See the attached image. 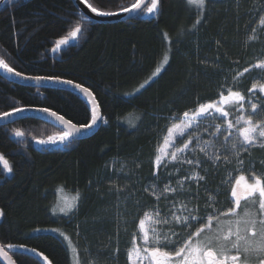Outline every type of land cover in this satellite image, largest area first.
<instances>
[{
  "label": "trees",
  "instance_id": "1",
  "mask_svg": "<svg viewBox=\"0 0 264 264\" xmlns=\"http://www.w3.org/2000/svg\"><path fill=\"white\" fill-rule=\"evenodd\" d=\"M137 1L85 0L102 14L121 12ZM158 4L148 19L143 15L151 1L137 17L113 24L86 20L72 0H9L2 8L0 61L28 77L87 88L102 115L93 136L56 148L40 143L63 133L51 124L24 119L0 127V160L7 165L4 170L0 164V244L45 258L43 263L15 250L16 264H73V258L77 264H122V217L129 212L136 221L148 207L160 210L174 201L196 215L226 212L228 178L264 179V138L251 125L235 124L240 115L264 130V96L251 91L264 78L243 69L250 60L264 59V0ZM77 29L76 43L53 56L56 42ZM233 81L245 96L243 106L220 101L227 114L217 108L199 120L193 129L198 138L191 144L198 145L197 155L188 160H195L190 167L200 163V168L185 176L186 185L175 181L189 168L177 166L180 174L177 169L157 171L155 154L165 130L200 104L217 103ZM21 108H47L76 126L91 121L86 103L74 93L25 87L0 77V115ZM16 132L24 139L14 138ZM246 132L256 136L245 141L247 150L239 143ZM195 171L197 179L189 181ZM61 194L76 197L67 215L54 214ZM121 195L128 198L123 209ZM208 219L191 226L190 240Z\"/></svg>",
  "mask_w": 264,
  "mask_h": 264
},
{
  "label": "rangeland",
  "instance_id": "2",
  "mask_svg": "<svg viewBox=\"0 0 264 264\" xmlns=\"http://www.w3.org/2000/svg\"><path fill=\"white\" fill-rule=\"evenodd\" d=\"M196 1V0H194ZM264 14H262L261 17V23L260 28H264ZM262 29H259V31ZM261 62H264V59H254L253 61H248V63L243 67L244 70H247L251 73H259L260 80L264 78V73L261 74V72H258L259 67H256V65L260 64ZM262 70V69H261ZM264 71V70H263ZM264 82V81H263ZM228 90L232 91H240L239 85L235 84V82H231L230 85H226L225 89L223 90V94H227ZM253 92H259L258 90H251ZM262 96H264V92H259ZM229 99H232L229 97ZM224 103L221 101V104ZM199 109V108H198ZM193 110L186 114H184L180 119L174 120L171 125L165 130L163 133L160 142L158 144V149L156 150L155 154V160L154 165L155 168L160 171L165 170H173L177 169V166L179 167H185L189 168L188 170L183 172L182 176H179L180 178L176 179V183L180 186L186 185V178L189 174H191V169H199L200 163L190 167V165L195 164V160H192L191 162L188 160L189 155L195 154L197 155V146L191 147V144L198 138L196 136V131H193V129L198 125V122L201 118L206 117L209 115L211 110L205 111L203 115H198L197 111ZM217 110V109H214ZM189 124L186 128L181 129H175L173 128V125L175 124H181L183 125L185 122ZM215 161V160H214ZM217 162V161H215ZM182 164V165H181ZM184 164V165H183ZM178 173V169L176 170ZM180 174V172L178 173ZM198 172H194V178L190 177L189 181H194L197 179ZM250 176H240V177H231L227 179V182H229V191H230V198H231V205L227 204L229 206L227 208L228 211H218L216 212L217 215L220 217L222 221H227L229 217H232L233 219L241 218L243 217L244 212L250 211L255 215L256 208H246L244 205L254 200L256 197L244 199L240 202V206L235 205L234 197V186L236 184H241L242 187H249L251 188V185L249 183H253L255 176H251L252 179H249ZM262 181L261 177H259ZM180 194V193H179ZM167 195V194H166ZM169 194V196H172ZM124 200H128L127 197L119 196L118 203L120 204V207L122 208V205H124ZM76 204V197L68 194H61L56 202L55 211L57 215H67L70 213L74 206ZM258 205V204H257ZM187 207L188 213L193 212V208H190L186 206V204L183 203H177V202H171L169 205H167L166 208L162 209H152L151 207H148L142 217H136L137 220L133 221L131 216L132 213L129 212V214L125 217H122L123 220V226L125 227V234L126 238H124V241L122 242V247L119 248L121 254H123V263L122 264H151L150 259L148 258V253L152 250H168L169 252L177 253L182 248L185 247V244L187 240H190V229L191 227L185 226V221L187 214L184 209ZM63 209L64 211H61ZM123 209V208H122ZM240 209H243L242 212H240ZM259 209V205H258ZM124 213V212H123ZM196 212H194L195 214ZM224 213H228V216H224ZM145 214L147 216L151 217V219H146ZM127 217H130L128 219ZM145 220L144 228L143 221ZM215 220V219H214ZM213 220V221H214ZM128 224V226H127ZM199 223L193 222L191 226H197ZM234 226V225H233ZM227 227V225H225ZM186 229V231H185ZM188 230V231H187ZM147 232L148 239L145 240L144 233ZM159 240V244L157 241ZM213 251H217L215 248H213ZM118 250L115 251L114 255L118 256ZM138 253V255H137ZM233 255H239V253H236L233 250ZM262 258H264V254H261ZM258 256L256 254L250 255V258L248 262L258 261ZM238 264H244L243 258L238 260ZM255 263V262H254ZM73 264H77L76 258H73ZM92 264H96L94 261H92Z\"/></svg>",
  "mask_w": 264,
  "mask_h": 264
},
{
  "label": "snow or ice",
  "instance_id": "3",
  "mask_svg": "<svg viewBox=\"0 0 264 264\" xmlns=\"http://www.w3.org/2000/svg\"><path fill=\"white\" fill-rule=\"evenodd\" d=\"M189 2H194V0H189ZM201 4L204 3V0H199ZM157 7V0H152V7L148 8V12H153ZM79 31V29H77ZM60 44H63L64 41H60ZM3 67L7 69L8 72H13L12 68H9L7 64H4L3 61H0ZM260 69L264 70V62L256 65ZM248 71V69L246 70ZM17 76L20 75L19 72L15 73ZM54 79L55 82L64 83L69 86H72L82 93L80 87H77V84L73 85L72 81L67 80H59L56 78H48ZM251 88L253 90H258L259 92H264V82L261 83H253ZM229 97L232 99L230 100ZM220 101H223V105H231L233 107H242L243 102L245 101V96L241 95L238 91L228 90L227 94H221L219 96V101L217 103H209L207 105L200 104V107L197 111L198 115H203L205 111L219 109L222 114H227L228 111H225L223 107H221ZM41 111L45 114L49 113V109L41 108L35 109ZM255 110L253 115H255ZM51 116L56 117L55 112H51ZM59 122L62 124L64 123L65 119L57 118ZM242 122V123H241ZM236 125H251L253 127V133L255 131H260V138H264V130L260 129L259 124H255L252 118H245L243 116L238 115L236 120ZM189 124L187 121L181 124L173 125L175 129H181L188 127ZM238 126V127H239ZM89 127V125L81 126ZM80 128L71 131H65L66 134L60 135L57 138L49 137L48 141H40L41 144L44 143H52L55 144L57 142H63L68 139L73 133L79 132ZM17 136L21 135V133L17 132ZM256 136L254 134L245 133V139L240 140V145L247 150L245 145H248L245 141H254ZM233 150H236V145H232ZM239 154L238 152L236 153ZM241 163H243L241 161ZM7 166V165H6ZM254 171V169H252ZM249 179H252L250 176ZM251 185V190L240 193L239 199L237 200L236 196L233 195L232 197L235 198V204L240 206L241 198L245 197H256L254 200L247 202L244 207L246 208H256V205H259V209L256 208V214L253 215L252 212L246 211L243 214V217L233 219L229 217L227 221H222L220 217L217 215L216 212L208 211L205 212L203 215H196L193 212L188 213L187 207H185L184 211L187 214L185 221L186 227H191L193 222L200 223L205 221V217H208L207 227L202 229L201 233L198 234L196 237L192 238L189 243L180 250L179 253L169 252L168 250H162L163 254L166 258L167 264H208V261L211 259L215 261V264H228L229 258L231 261H238L243 256L244 264H248V260L250 255L256 254L258 256V261L260 264H264V258H262L261 254H264V181H262L259 177L255 178L253 183H249ZM156 187H153V190ZM230 205L232 201H229ZM61 211H64L61 209ZM225 216H228V213H224ZM146 219H151V217L145 214ZM215 219V226L213 225V220ZM145 220L143 221V226L141 229L144 228ZM227 225V227H225ZM234 225V226H233ZM215 227V230H214ZM145 240L148 239L147 232L144 233ZM159 244V240L157 241ZM213 248L217 251L214 252ZM239 253V255H231L229 254L232 251ZM138 255V253H137ZM151 264H154V261L150 257Z\"/></svg>",
  "mask_w": 264,
  "mask_h": 264
},
{
  "label": "water",
  "instance_id": "4",
  "mask_svg": "<svg viewBox=\"0 0 264 264\" xmlns=\"http://www.w3.org/2000/svg\"><path fill=\"white\" fill-rule=\"evenodd\" d=\"M9 0H0V12L2 8L5 6V4ZM151 1V5L149 6L152 7V0H138L132 7L129 9L122 11V12H117L113 14H102L99 13L95 10H93L86 2L85 0H72L74 6L78 10V12L88 21L97 23V24H113V23H118V22H125L128 20H131L135 17H137L143 10L146 8V6L149 4ZM159 4L157 0V7L153 12H146L143 15V19H148L152 16H154L157 13ZM78 31L75 30L69 37L61 39L56 42L55 48L52 50V55H58L60 54L61 51H66L68 48L72 47L76 43ZM60 41H64L63 44H60ZM15 71L13 72H8L6 68L3 67L2 63H0V77L3 78L4 80L25 86V87H31V88H38V89H57V90H62L66 92H71L76 95H78L87 105L91 117V121L88 124L89 127H81V126H76L63 118L62 116L58 115L56 113V117L51 116V112L49 110V113L45 114L41 111L35 110V109H41V108H21L15 111L8 112L6 114L0 115V127L2 126H7L10 124H14L18 121L24 120V119H34V120H39L42 122H45L47 124H51L57 128H59L63 133L66 134L65 131H71V130H76L77 128H80L79 132L73 133L68 139L65 141L57 142L55 144L52 143H45L46 146H52L54 148L56 147H63L68 144V142L74 140V141H79V140H84L87 139L91 136H93L100 128L102 124V115L101 111L99 108V105L94 97V95L85 87L80 86L77 84V87H80L83 93L67 84L64 83H58L55 82L54 79H48V78H34V77H28L25 75L20 74L17 76ZM62 80V79H59ZM75 85V83H73ZM65 119L64 123L62 124L61 122L58 121V119ZM17 133V132H16ZM16 133L14 134V138L17 139H24V136L21 132V135L17 136ZM58 139V138H57ZM3 163V161H1ZM4 164V163H3ZM4 168L6 169V166L4 165ZM251 188L249 187H242L241 184H236L234 186V195L236 196L237 200L239 199L240 193H244L247 191H250ZM248 198V197H245ZM241 198V199H245ZM235 200V198H234ZM19 250L23 252H28L32 254L33 256H36L41 262L45 263V258L42 256L36 254L33 251L27 250V249H17V248H3L0 244V261L3 264H16L14 259L11 256V252ZM154 261V264H157V260L159 257H165L162 252H159L157 250H152L148 253V258Z\"/></svg>",
  "mask_w": 264,
  "mask_h": 264
},
{
  "label": "flooded vegetation",
  "instance_id": "5",
  "mask_svg": "<svg viewBox=\"0 0 264 264\" xmlns=\"http://www.w3.org/2000/svg\"><path fill=\"white\" fill-rule=\"evenodd\" d=\"M243 199H241V201H242ZM158 251V250H157ZM159 252H162L163 253V251H159ZM180 252V251H179ZM179 252H177V253H179ZM215 252V251H214ZM231 255H233V251L229 254V257L231 256ZM241 258H243V256H241ZM259 259V258H258ZM257 259V260H258ZM243 261H244V259H243ZM150 262H151V260H150ZM255 262V263H254ZM239 263V261H231V259L229 258V261H228V264H238ZM157 264H167V261H166V258L165 257H159L158 258V260H157ZM208 264H215V261H213V260H209L208 261ZM248 264H260V261H253V263L252 262H248Z\"/></svg>",
  "mask_w": 264,
  "mask_h": 264
},
{
  "label": "bare ground",
  "instance_id": "6",
  "mask_svg": "<svg viewBox=\"0 0 264 264\" xmlns=\"http://www.w3.org/2000/svg\"><path fill=\"white\" fill-rule=\"evenodd\" d=\"M127 10V9H126ZM123 11H125V10H123ZM122 12V11H121ZM72 141H74V140H72ZM71 142V141H70ZM70 142H68V143H70ZM1 161H3L2 159L0 160V164L3 166V169L4 170H7V166H6V163L3 161V163L1 162ZM4 165L6 166V169L4 168Z\"/></svg>",
  "mask_w": 264,
  "mask_h": 264
}]
</instances>
